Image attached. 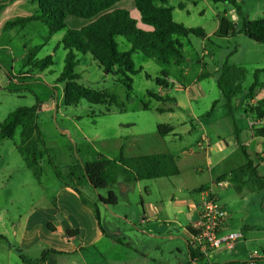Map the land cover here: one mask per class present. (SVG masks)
Returning <instances> with one entry per match:
<instances>
[{
	"label": "rangeland",
	"instance_id": "rangeland-1",
	"mask_svg": "<svg viewBox=\"0 0 264 264\" xmlns=\"http://www.w3.org/2000/svg\"><path fill=\"white\" fill-rule=\"evenodd\" d=\"M179 3L183 9L177 7ZM236 4L238 10L227 3L214 4L208 0H169V5L174 6V20L185 27H200L211 34L217 28V16L222 14L236 26V33L226 38L211 35L204 40L190 35L184 39L182 52L185 62L169 69L168 77L172 80L167 81L168 88L164 91L161 88L163 97L175 98L179 108L172 100L157 102L152 98L151 93H158L159 87L154 80L161 77V68L140 52L132 54L136 69L140 71L131 76V90L118 82L115 75L103 71L90 54L79 55L75 67L78 81L113 93L117 104L110 106L90 104L85 100L73 106L63 105V84L57 82V78L63 68L65 52L56 47L63 31L47 36V28L36 22L25 32L26 46L36 58L52 55L53 63L44 71L28 66L29 56L23 63L14 60L20 53V39L12 44V55L8 51L0 52V122L17 108L36 106L37 128L43 139V144L38 143L37 147L42 151L40 159L43 161L48 158L60 170L66 171L67 166L94 161L99 154L115 158L121 147L128 156L164 152L173 155L179 168L176 176L138 182H127L119 177L107 188L96 191L83 189L94 199L98 195L105 197L108 190L116 193L118 204L107 209L101 224L109 233H122L125 243L132 249H136L140 242L137 231L143 206L149 203L153 211L158 209L159 224L163 226L166 220L169 221L162 227L159 238V247L163 250L162 264H175L179 260L180 241L177 237L182 233L178 224L185 223L187 203L199 200L198 191L192 190H198L200 186L210 187L218 202L231 212L232 230L240 229L245 223L264 229V194L247 190L238 194L228 179L224 180L225 187L217 185L220 176L227 175L222 173H228L244 162L242 147L239 148L235 141L236 133L245 141L255 136L257 129L264 127V115L256 112L257 108L264 112V45L250 40L241 31L243 21L264 17V0H236ZM116 6L126 9L133 19L138 20L133 0H120ZM66 22L68 27L75 28L76 24L84 25L87 21L68 17ZM137 26L144 28L139 21ZM116 41L120 51L129 49L123 37H117ZM224 63L241 67L246 72L242 91L231 99L230 108L216 85L218 70ZM6 69L9 74L5 73ZM184 70L186 75H182ZM257 70L259 87L255 89L253 99L244 100ZM201 72L211 76L199 77ZM157 108L174 110L160 113ZM159 124L173 126L174 131L160 136L156 129ZM235 128L239 131L236 132ZM256 139L244 146L245 152L255 162L261 163L260 173L264 174V160L258 159V149L264 142ZM19 143L18 129L12 138L0 141V208L7 210V222L14 220L18 212L23 213L32 202L40 200L36 186L57 183L45 162L41 180L33 176L17 150ZM125 216L131 224L124 219ZM107 220L112 228L106 224ZM168 231L174 232V239L169 238ZM256 232L251 233V239L245 244L238 243L236 251L239 255L258 250L257 239L264 234ZM0 246L4 248L5 244L0 241ZM104 253L106 264H117L133 256L132 250L120 246Z\"/></svg>",
	"mask_w": 264,
	"mask_h": 264
},
{
	"label": "trees",
	"instance_id": "trees-1",
	"mask_svg": "<svg viewBox=\"0 0 264 264\" xmlns=\"http://www.w3.org/2000/svg\"><path fill=\"white\" fill-rule=\"evenodd\" d=\"M37 3V11L26 17H17L13 21L4 25V30L22 29L33 22L44 25L49 34L63 31L62 38L56 47H61L64 52L63 68L57 82L63 84V105L73 106L81 100L90 104L116 105L117 97L105 89H95L84 85L78 81L79 77L75 73L78 64V56L90 54L97 65L106 73H111L117 77V81L123 84L127 90H131V76L140 71L136 69L132 54L140 52L146 58L152 60L161 68V77L155 78V84L162 88H168L167 78L171 67L180 66L185 62L182 52L183 41L190 35L204 39L206 34L200 27H185L183 24L173 19V8L168 6V0H133L134 6L140 15V22L151 27L150 31H145L137 27V21L130 16L126 9L112 7L120 0H33ZM214 4L227 3L236 10L239 7L236 0H208ZM179 9H183L181 4ZM68 16L79 19L91 20L86 25L78 28H69L66 24ZM218 26L215 36L226 38L236 33L234 22L225 14L217 16ZM242 33L250 40L264 45V17L246 20L242 22ZM117 37H123L129 44L127 51H120L116 41ZM208 39V38H207ZM52 55L36 59L35 54H29V65L35 70L43 71L52 65ZM203 67V66H202ZM245 70L235 65L224 63L218 70L216 85L224 97L227 106L230 108L231 99L242 91V82L245 78ZM255 72V80L244 94V100L254 98L255 89L259 87ZM209 73L201 72L199 77H210ZM146 77H149L146 74ZM152 98L157 102H164L169 97H161L151 93ZM215 103L212 105L214 107ZM210 109V112L212 111ZM36 106L21 107L8 113L6 118L0 122V141L10 139L16 130L19 131L20 143L17 150L26 166L33 170L38 176L41 168L37 161L42 157V151L37 144H43V139L38 131L35 112ZM174 109L156 111L173 112ZM256 112L262 116L260 108ZM157 133L160 136L171 134L173 126L167 124L157 125ZM255 137L264 142V127L256 130ZM261 145V144H259ZM244 163L232 169L228 175L220 176L219 180L228 179L232 183L237 193L243 190L250 192H264V177L258 173V165L245 152L242 146ZM36 153L37 156L36 157ZM259 160L261 157L258 156ZM55 177L64 185L73 189L84 204H90L94 208L97 220L99 214L97 202L113 207L118 204V197L112 190H108L105 197L97 196L96 203H92L90 198L84 193L89 187L93 191L107 188L114 184L119 177L124 181H141L157 178H168L179 174V168L175 158L170 153H152L138 156H128L124 153L123 147L115 158H107L102 154L91 162H76L67 166L66 171L48 160ZM67 236H74L77 230H67ZM53 250H44L36 259H29L20 255L23 264L45 263L49 254ZM197 256L196 251H192V259Z\"/></svg>",
	"mask_w": 264,
	"mask_h": 264
},
{
	"label": "crops",
	"instance_id": "crops-1",
	"mask_svg": "<svg viewBox=\"0 0 264 264\" xmlns=\"http://www.w3.org/2000/svg\"><path fill=\"white\" fill-rule=\"evenodd\" d=\"M116 5L117 3L112 7V9H114L115 7L119 8ZM168 6H171L169 5V0ZM171 7L174 10V6ZM37 9V3L33 0H0V52L8 51L10 55H12L14 50L12 44L17 39H20L21 43L18 45L20 47V53L17 59L14 58V60H18V62L23 63L24 59L28 58L30 54L29 50L31 49L30 47H28V45L26 46L28 39L25 32L30 29H28V27H33L31 26L32 23L26 25L22 29H11L7 31L4 30V25L7 22L13 21L17 17L31 16L37 11ZM134 9L138 15V20L136 21L140 22V15L135 6ZM85 21L87 22L84 25L89 23L91 20ZM84 25H82V23L76 24V27L72 29H78ZM142 30L150 31L151 27L144 25V28ZM216 30L217 28L211 34L205 33L206 38H204V40L209 38V36L214 35ZM19 33H21V37H18ZM47 36H49V32ZM77 58L79 61V56ZM184 71L185 72H183L182 75L187 74V71ZM5 73L9 74L7 69L5 70ZM166 80L171 81L172 79L168 77ZM168 90L169 89H167L166 91ZM155 94L161 97L164 96L161 94L160 87L158 88V93ZM62 99L63 88L61 101ZM174 100L176 103V108H179V103L175 98ZM253 101L254 100H252V102ZM235 129L236 132L239 131V129ZM192 130L193 128H190V131ZM235 138L236 144L239 148L253 143V141L255 142V140H257V137L253 136L249 140L242 141L241 135L237 133ZM250 158L254 160L252 156H250ZM48 160L49 159L47 158L45 161H43V159L37 161V165L41 168V172L38 176H35L33 170L29 169L26 166L30 171H32L33 176L38 181H40L43 177L45 167L44 162L47 166H49L52 174L54 175L51 166L48 164ZM255 163L258 165V173L262 177H264V174L260 173L261 163ZM231 170L232 169H230L229 172ZM229 172L222 174L228 175ZM55 179L57 180V183L39 184L38 186H36V190L40 192V200L32 202L23 213L18 212V215L14 220L7 222L6 217L8 212L5 208H0V241L5 244L4 248L0 246V264H13L15 261L18 262V264H23L20 259V255L26 256L29 259H36L44 250L54 251V253L49 254L45 261V264H106L104 252H106V250L114 248V246L126 247L127 249L133 251V256L131 258L128 257L123 261H118L117 264H128L134 261H137L138 264H162L163 250L159 247V238L162 227H165L168 224L167 222L169 221L166 220V224H164L163 226L159 224L160 220L157 216V213L159 212L158 209H154L153 211L152 205L149 203L143 206L142 216L138 221L139 230L137 231L138 239L140 242L138 243V247L136 249H132V247L125 243L122 233H109V231H106L102 227L101 220L103 214H105V212L108 211L107 209L110 207L97 202L96 198L94 199L92 196L86 193L92 203L97 202L96 205L99 214V220H97L92 205L84 204L81 201L80 196L73 189L61 183L56 177ZM218 182H223V187H225L224 180ZM90 189L91 188L89 187L85 188L86 191ZM192 191H195V193L196 191H198L197 194H199L200 198L199 200H190L186 205V212H182L184 213L185 223L178 224L182 236L177 237L180 241V249L178 250L179 260L175 264H221L224 262L244 260L247 258V256L253 253L264 254V236H260L257 239L259 242L258 250L252 253L247 252L244 256L238 254V252L236 251V246L238 245V243L245 244L246 240L251 239L249 238V236L253 232L257 231L256 233H258V231H261L260 233L264 234V229H258L255 225H248L245 223L240 229L236 231L232 230L230 226L231 212H228L225 205L221 204L227 214V219L223 226L222 232L241 233V238L236 241L231 250H220L214 252L207 259H199L197 258V256L192 259V251L194 252V249L189 242L190 233L192 227L197 221L198 212L203 198H205L206 191H210L214 195L216 200H219L212 189L207 185L200 186L198 190L194 189ZM244 191L245 190L238 194H243ZM251 193L264 194V192ZM182 202L186 203V201ZM124 219L128 223H132L128 219V216H125ZM106 224L110 226L108 220L106 221ZM110 228H112V226H110ZM73 229L77 230L76 235L67 236L65 234L67 230ZM167 233L170 234L169 238H175V236L173 235V231H168Z\"/></svg>",
	"mask_w": 264,
	"mask_h": 264
},
{
	"label": "built area",
	"instance_id": "built-area-1",
	"mask_svg": "<svg viewBox=\"0 0 264 264\" xmlns=\"http://www.w3.org/2000/svg\"><path fill=\"white\" fill-rule=\"evenodd\" d=\"M258 154L261 159H264V145L258 149ZM218 184L221 187L224 186L223 182ZM226 219L227 214L223 206L210 191H206L189 239L190 245L197 253V258L207 259L214 252L231 250L236 241L241 238V233L222 232ZM221 264H264V254L253 253L244 260Z\"/></svg>",
	"mask_w": 264,
	"mask_h": 264
},
{
	"label": "water",
	"instance_id": "water-1",
	"mask_svg": "<svg viewBox=\"0 0 264 264\" xmlns=\"http://www.w3.org/2000/svg\"><path fill=\"white\" fill-rule=\"evenodd\" d=\"M234 17V16H233Z\"/></svg>",
	"mask_w": 264,
	"mask_h": 264
}]
</instances>
